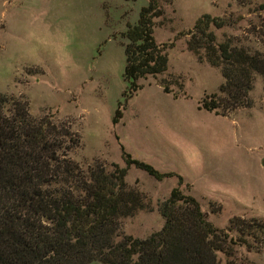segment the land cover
Instances as JSON below:
<instances>
[{"label": "rangeland", "instance_id": "obj_1", "mask_svg": "<svg viewBox=\"0 0 264 264\" xmlns=\"http://www.w3.org/2000/svg\"><path fill=\"white\" fill-rule=\"evenodd\" d=\"M165 2L153 35L158 43H173L168 74L139 80L141 88L124 102L122 33L137 22L147 0H0V94L26 99L32 115L53 114L70 126L81 138L71 157L83 165L98 159L107 168L124 167L123 145L133 158L189 183V193L215 227H227L234 216L264 220L262 78L256 77L249 94L251 109L226 117L199 109V100L217 93L224 80L220 68L189 49L187 35L203 15L230 18L233 26L212 28L217 40L245 39L264 52L263 41L249 32L264 20L257 12L264 0ZM162 80L177 98L163 92ZM118 108L122 116L114 124ZM126 182L153 209L124 218L122 229L146 238L162 228L157 204L177 181H157L130 167ZM235 263L264 264V248L241 247Z\"/></svg>", "mask_w": 264, "mask_h": 264}, {"label": "trees", "instance_id": "obj_2", "mask_svg": "<svg viewBox=\"0 0 264 264\" xmlns=\"http://www.w3.org/2000/svg\"><path fill=\"white\" fill-rule=\"evenodd\" d=\"M164 5L165 0H147L137 22L122 33L124 102L141 88L139 80L168 74L167 49L173 43H158L153 35ZM258 11L264 14V4ZM235 23L206 14L187 33L189 49L220 68L224 80L217 93L199 100L198 108L223 117L253 107L249 94L256 77L264 90V52L245 39L219 42L212 30ZM249 32L264 43V20ZM168 80L160 81L163 92L177 98ZM29 107L26 99L0 94V264H221V257L236 264L241 247L264 248V220L234 216L227 227H215L189 193V183L133 158L123 145L124 167L107 168L98 159L83 165L71 157L81 147L80 135L53 114L32 115ZM121 116L118 108L114 124ZM130 167L157 181H177L157 204L162 228L146 238L122 229L124 218L153 209L127 184Z\"/></svg>", "mask_w": 264, "mask_h": 264}]
</instances>
